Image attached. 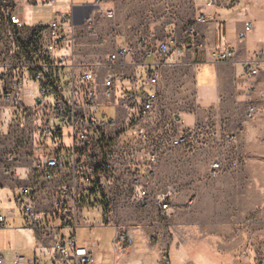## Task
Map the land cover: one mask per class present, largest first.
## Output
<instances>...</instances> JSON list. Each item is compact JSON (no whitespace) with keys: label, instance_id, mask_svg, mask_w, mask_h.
Here are the masks:
<instances>
[{"label":"crops","instance_id":"obj_1","mask_svg":"<svg viewBox=\"0 0 264 264\" xmlns=\"http://www.w3.org/2000/svg\"><path fill=\"white\" fill-rule=\"evenodd\" d=\"M18 1L22 6L37 5L32 0H26L25 5ZM93 1L69 0L64 13L70 24L73 22L77 42L73 63L66 68L65 75L79 76L83 66L105 63L118 48L136 47L141 37L137 33L138 22L123 14V0H104L103 9L113 11L114 17L116 15L112 22H103L92 12L89 5ZM82 12L95 18L100 49H96L87 37L79 38L83 33L85 36L89 34L87 26L80 19ZM200 18H206L208 22L201 23L198 21ZM249 23L252 24L251 31L241 37ZM189 27L196 32L195 42L186 39L185 32ZM150 34L154 36L156 44L168 41L173 49L160 63L157 87L146 89L149 94H157L156 110L148 126L153 140L160 138V141H167L171 136L196 125L207 124L216 130L224 127L234 138L227 148L218 143L207 148L196 145L192 154L193 158L200 152L219 158L229 152L240 159L238 169L208 185L209 206L219 218L218 222L213 223L212 236L219 241H214V245L218 244L221 250L217 251L218 246L189 248L183 236L167 228L165 223L169 220L161 217L155 201L156 196L167 195L168 188H172L175 193L170 206L180 205L181 194L178 192L181 188L199 189L200 183L195 178L199 174L196 175L195 168L189 167L190 171L186 173L183 170L184 161L192 157L184 147H165L161 150L147 187V207L140 204L139 195L134 201L127 198V193H121L113 217L108 222L102 218L100 224H89L84 216L86 211L93 208L101 211L98 206L102 201L100 198L96 202L91 200L94 206L84 209L83 224L79 230L85 229L91 234L99 231L102 236L109 231L112 251L102 252L101 240H85L82 243L95 252L96 264L105 262L109 257L113 260L112 264H120L122 260H125L124 264H146L147 261L150 264H164V260L166 264H171L169 255L173 249L178 255H198L200 262L201 254H210L213 256V263L210 264H224L225 259L215 256L216 253L224 254L227 262L237 264L240 254L249 250L250 239L256 240L264 249V61L261 63L262 71L256 77H245V65L252 63L257 52L264 51V0H244L236 8L226 3L209 7L208 0H194L190 17L161 26L152 25ZM226 48L233 50V59H220V52ZM142 62L141 52L135 50L133 55L114 67L121 79L116 83L114 103L110 106H107L103 95L105 71H100L98 108L113 109V121L119 125L123 124L126 116L128 95L144 87L148 69ZM146 63L153 66L155 60L150 59ZM252 105L260 114L255 120H248L246 112ZM200 141L197 139L195 143ZM180 161L183 163L181 166ZM7 165L6 151L0 147V216L5 218V224H0V234L9 233L14 238V246L9 243L7 249L0 248L4 264H13L15 255L28 260L37 259L42 264H55L57 255L53 249V236L44 238L27 229L19 207L21 188L33 184L30 156H22L21 163L14 170V177L5 173ZM178 166L180 174H176ZM131 171L135 170H116L117 183L128 186ZM122 229L132 238L131 245L117 244V233ZM21 231L32 232L30 247L19 246ZM221 239L225 242H221ZM138 244L144 245V254H139ZM26 251L28 255L22 254ZM188 261L177 258V264H187Z\"/></svg>","mask_w":264,"mask_h":264},{"label":"built area","instance_id":"obj_2","mask_svg":"<svg viewBox=\"0 0 264 264\" xmlns=\"http://www.w3.org/2000/svg\"><path fill=\"white\" fill-rule=\"evenodd\" d=\"M55 2L49 0L50 4ZM103 2L94 0L89 8L99 19H113V11L104 10ZM243 2L208 0V6L226 3L236 8ZM22 7L18 0H0V147L6 151L8 164L4 170L8 176L14 177L22 156H30L33 184L21 188L19 207L27 229L44 238L53 236V249L57 255L55 264H96L95 252L77 237L83 224L84 209L94 206L90 202L92 198L102 200L98 206L104 222L115 214L121 193H127V198L134 201L139 195L140 204L147 207L151 171L163 148L193 150L196 145L207 148L215 143L227 148L234 138L224 127L216 130L207 124L196 125L167 141L153 140L148 126L156 110L157 94H149L146 89L158 85L160 63L173 51L168 41L156 44L153 35L142 36L136 47H120L105 63L85 65L79 76H68L65 70L72 65L77 46L73 22L67 33L58 17L47 24L27 25L20 10ZM57 14L63 16L62 13ZM86 14L80 13V19L89 34L100 40L95 18ZM198 21L208 22L206 18ZM251 29L252 24L249 23L241 37ZM185 36L188 41H197L193 27L186 29ZM135 50L141 52L142 64L148 71L144 87L128 95L129 105L123 124L96 118L92 111L99 107L100 71H105L103 95L107 106H110L114 103L116 83L121 79L114 67L133 55ZM219 57L231 60L234 52L226 48ZM150 59L155 60L153 66L146 63ZM263 61L264 51L257 52L252 63L245 65V77H256L262 71ZM30 85L33 91L29 93L31 104H28L27 86ZM259 114L256 106L252 105L247 109L246 118L255 120ZM7 116L13 118L7 122ZM52 120L69 124L70 146L64 147L59 143L62 130L53 128ZM197 139L201 141L195 143ZM239 167L240 159L226 152L222 157L213 158L208 177L215 180ZM120 168L135 170L130 173L128 186L117 183L116 170ZM168 191L169 194L155 198L161 217L166 221L169 220L167 212L175 193L172 188ZM0 224H5L2 216ZM116 242L125 246L131 245L133 240L122 229L117 233ZM251 263L252 255L242 253L239 264ZM0 264H4L1 255ZM13 264L42 263L15 255Z\"/></svg>","mask_w":264,"mask_h":264},{"label":"rangeland","instance_id":"obj_3","mask_svg":"<svg viewBox=\"0 0 264 264\" xmlns=\"http://www.w3.org/2000/svg\"><path fill=\"white\" fill-rule=\"evenodd\" d=\"M23 5H25L26 0H21ZM37 3V5L32 6H23L20 10L24 15V20L27 25H40L47 24L53 18H59L60 21L65 25V33H67V28L70 25V21L65 11L68 8L69 0H56L55 4H50L49 0H32ZM76 2L79 0H75ZM194 0H123L122 1V11L124 16L128 19L136 20L138 22L137 33L142 37L150 34L151 26L153 25H164L169 22L180 21L185 17H190L193 9ZM57 13L64 15L60 17ZM116 19V15L113 19H100L103 22H112ZM98 32V31H97ZM140 32V33H139ZM142 33V34H141ZM83 36H79L80 39L88 38V41L95 44L96 49L101 48L100 40L96 37H92L89 34L87 36L82 34ZM99 35V34H98ZM115 39V38H114ZM82 48H80L81 50ZM81 52V51H80ZM33 91V87L27 86V103L31 104V96H29L30 91ZM93 115L96 118L107 119L109 121L114 119V110L111 108H97L92 111ZM13 116H7L6 121L9 122ZM52 126L55 129H62L61 135L62 139L59 140V143L64 147H68L71 144V129L68 123H63L59 120H52ZM135 136L132 134V139ZM187 154H193V150L191 148H185ZM185 153V154H186ZM198 154V155H197ZM195 158L193 155L191 158H187L184 161V168L186 172H189V167L195 168L196 175L199 174L197 181H199V189L192 190L188 188H181V191L178 194H181L180 202L183 204L180 205H171L170 210L168 211L169 221L165 224L167 228L172 229L173 232L180 234L185 238L186 244L189 248L193 246H201V247H214L218 246L214 245V241L216 239L212 236L214 234V226L213 223L218 222V215L214 213V210L209 206V194H208V185L211 181H215L225 176L226 174L221 175L215 180H211L206 174V171L210 168V163L213 160L212 157H209L204 153H197ZM180 166L183 164L181 161L179 162ZM180 167L176 168V174H180ZM231 172V171H230ZM177 176V175H176ZM198 176V175H197ZM180 179V177H179ZM187 187V186H186ZM191 187V185L189 186ZM98 198H92L93 202H96ZM97 206V205H95ZM86 222L89 224H100L103 218L102 212L99 208H93L84 213ZM32 232L30 231H21L18 236V240L22 247H30L32 242L30 240V235ZM78 239L80 242L85 240H101V251H112L111 242L112 237H110V232L107 231L104 236L101 235V232L94 231L92 234L86 232L85 229H81L77 233ZM172 237V236H171ZM218 241V240H217ZM216 241V242H217ZM221 242H225L224 239L220 240ZM219 242V241H218ZM9 243H12L14 246V238L9 233H1L0 234V248L7 249ZM139 245V244H138ZM140 248L139 254L145 253L144 245L140 244L138 246ZM216 251V249L214 248ZM218 250L219 246H218ZM250 255H252V263L262 264L264 260V249L258 245L256 240L250 239V248L248 251ZM244 253V252H243ZM22 254H27L28 252H22ZM214 254V253H213ZM240 254L238 263L240 261ZM170 261L171 264H177V258L180 260L186 259L189 260L187 264H210L213 263L212 255L210 254H201L199 257L201 262L198 261V255L194 254H180L178 255L176 251L173 249L170 253ZM217 258L225 259L224 264H230L227 262V256L224 254H215ZM9 261V259H8ZM166 264V261H163ZM101 262L99 261V264ZM112 258H107L105 262L101 264H112ZM125 260H122L120 264H124ZM9 264V262L7 263ZM136 264V262H134ZM146 264H150V261H147Z\"/></svg>","mask_w":264,"mask_h":264},{"label":"water","instance_id":"obj_4","mask_svg":"<svg viewBox=\"0 0 264 264\" xmlns=\"http://www.w3.org/2000/svg\"><path fill=\"white\" fill-rule=\"evenodd\" d=\"M38 103L40 104L41 102L40 101H38ZM62 129H59L58 131H61Z\"/></svg>","mask_w":264,"mask_h":264},{"label":"trees","instance_id":"obj_5","mask_svg":"<svg viewBox=\"0 0 264 264\" xmlns=\"http://www.w3.org/2000/svg\"><path fill=\"white\" fill-rule=\"evenodd\" d=\"M60 136V135H59Z\"/></svg>","mask_w":264,"mask_h":264}]
</instances>
